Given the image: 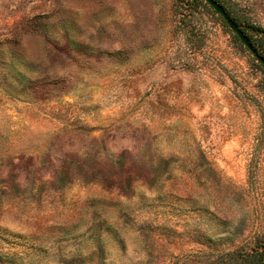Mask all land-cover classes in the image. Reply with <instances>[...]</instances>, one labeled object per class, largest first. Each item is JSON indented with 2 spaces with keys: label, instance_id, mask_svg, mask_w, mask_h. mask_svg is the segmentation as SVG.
<instances>
[{
  "label": "rangeland",
  "instance_id": "rangeland-1",
  "mask_svg": "<svg viewBox=\"0 0 264 264\" xmlns=\"http://www.w3.org/2000/svg\"><path fill=\"white\" fill-rule=\"evenodd\" d=\"M217 1L264 53V0ZM73 153L121 156L130 189L52 184ZM263 261L264 67L220 14L0 0V264Z\"/></svg>",
  "mask_w": 264,
  "mask_h": 264
},
{
  "label": "trees",
  "instance_id": "trees-1",
  "mask_svg": "<svg viewBox=\"0 0 264 264\" xmlns=\"http://www.w3.org/2000/svg\"><path fill=\"white\" fill-rule=\"evenodd\" d=\"M230 16L239 24L241 21L239 18L231 15L230 12H228ZM244 32L247 33V28H243ZM252 44L254 47L258 48L257 42L255 43L256 38L252 37V34L247 33ZM262 56H264V53H260ZM85 153L79 154V153H73L70 155L64 156L62 160V165L60 169L56 172L52 184H55L57 187H64L65 185L71 184L76 179H83L87 182L93 181L99 173H102L104 182H107L108 185H112L114 183H121L125 182L126 186H123L122 188L130 189L132 181L135 179L134 176H129L127 179L124 177H120L117 179L118 176L116 173L112 172L111 168H115L116 166H121V169L125 167V164L122 162V157L119 156L117 158H108L105 159V162L103 165L101 163H98V169L95 170L93 167L87 165V158L85 156ZM158 164L162 162L161 158H158ZM140 170L139 172H135L137 174L136 178H142L146 181V183H154L157 182L162 172H156L155 170H151V167L144 169L143 163L140 164ZM124 171V170H123ZM114 177H112L113 175ZM120 175H123L124 172H119ZM9 177L12 179V175L10 174ZM112 177V178H111ZM133 179V180H132ZM15 182L13 181L12 187L16 188V185H14ZM121 185V184H120Z\"/></svg>",
  "mask_w": 264,
  "mask_h": 264
},
{
  "label": "water",
  "instance_id": "water-1",
  "mask_svg": "<svg viewBox=\"0 0 264 264\" xmlns=\"http://www.w3.org/2000/svg\"><path fill=\"white\" fill-rule=\"evenodd\" d=\"M218 14L221 15L223 20L229 28L235 33L242 44L255 56V58L264 67V56H262L254 47L249 37L244 33L242 27L228 14L225 8L217 0H205ZM264 264V261L263 263Z\"/></svg>",
  "mask_w": 264,
  "mask_h": 264
}]
</instances>
